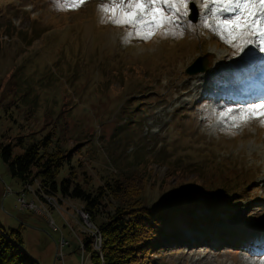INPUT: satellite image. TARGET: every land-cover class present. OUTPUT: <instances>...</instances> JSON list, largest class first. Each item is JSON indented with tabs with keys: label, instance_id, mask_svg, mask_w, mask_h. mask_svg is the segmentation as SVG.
I'll return each instance as SVG.
<instances>
[{
	"label": "rangeland",
	"instance_id": "1",
	"mask_svg": "<svg viewBox=\"0 0 264 264\" xmlns=\"http://www.w3.org/2000/svg\"><path fill=\"white\" fill-rule=\"evenodd\" d=\"M103 4L111 0H0V222L20 227V246L42 264H91L82 245L88 233L100 248L99 229L81 201L59 202L38 180L23 184L2 157L6 144L13 143L14 155L50 132L72 147L79 177L86 171L99 184L102 176L138 171L148 180L146 202L178 203L205 219L193 228L183 210L172 214L175 227L155 247L153 264H264V125L250 119L237 127L232 120L264 101V90L255 89L251 101H228L218 97L220 87H209L221 71L217 63L240 68L258 58V48L243 55L222 41L205 0L177 5L178 12L164 5L171 22L147 40L136 26L112 23ZM228 54L234 56L226 60ZM198 58L208 72L202 81L201 71L186 72ZM257 65L263 74L264 57ZM262 74L255 78L260 84ZM67 174L63 169L59 179ZM192 179L233 190L225 202H208L211 195L190 194ZM183 181L182 194L174 195ZM22 195L43 213L22 207ZM196 201L205 203L192 207ZM60 235L69 242L62 259Z\"/></svg>",
	"mask_w": 264,
	"mask_h": 264
},
{
	"label": "trees",
	"instance_id": "2",
	"mask_svg": "<svg viewBox=\"0 0 264 264\" xmlns=\"http://www.w3.org/2000/svg\"><path fill=\"white\" fill-rule=\"evenodd\" d=\"M21 141L22 137H19L18 142ZM12 146L13 143H9L2 147V157L8 163L13 177L23 184L38 180L46 192L56 196L59 202H64L62 198L82 202V208L89 213L101 234L100 248L94 246L91 234L82 238L83 253L90 255L91 264H153L155 247L175 227L172 214L177 215V210H183V213L188 214L187 220L191 226L205 222L203 217L197 218L188 212L193 208H181L178 203L164 204L163 201L146 202L144 191L148 180L138 171L132 174L123 172L112 177L102 176L104 179L99 184L92 182L86 171H82L83 176L79 177L73 163L72 147H62L50 132L34 138L21 153L13 155ZM77 165L83 166V161L78 160ZM65 168L68 174L59 179ZM198 181L192 179L189 185L187 183L189 192L191 195H195V192L208 197L211 195V198L206 199L208 202H215V198L225 202L227 193L233 190L226 184L209 189L205 182ZM184 185V181L181 186L177 184L174 195H181ZM220 188L221 191H218ZM236 202L231 201L230 204ZM203 203L192 202V207ZM215 210L211 209L212 215L218 217L219 213ZM22 242L24 237L20 227H6L0 222V264H42L20 246Z\"/></svg>",
	"mask_w": 264,
	"mask_h": 264
},
{
	"label": "snow or ice",
	"instance_id": "3",
	"mask_svg": "<svg viewBox=\"0 0 264 264\" xmlns=\"http://www.w3.org/2000/svg\"><path fill=\"white\" fill-rule=\"evenodd\" d=\"M83 2L84 0H72L74 5ZM188 4L189 0H111V6L103 4L100 7L104 12L111 13L112 23L136 26L137 34L147 40L154 35L156 29L171 22L164 5L178 12L177 5L187 9ZM203 7L208 8L209 13L217 19L218 24L213 31L222 41L241 53L249 46L264 53V0H205ZM205 26L211 27L207 23ZM232 111L231 108L226 110L227 113ZM220 115L223 117L225 113ZM250 119H259L264 125V101L253 107L243 108L236 116H232L233 121H239L235 125L237 127Z\"/></svg>",
	"mask_w": 264,
	"mask_h": 264
},
{
	"label": "bare ground",
	"instance_id": "4",
	"mask_svg": "<svg viewBox=\"0 0 264 264\" xmlns=\"http://www.w3.org/2000/svg\"><path fill=\"white\" fill-rule=\"evenodd\" d=\"M212 6V5H211ZM249 52H245V53H243V55H247ZM230 54H228V55H226V60H227V57L229 56ZM211 57H213L215 60L214 61H216V62H218L220 59H221V56L219 55V54H217V53H215V52H212L211 53V55H210ZM234 55H230V57L229 58H232ZM261 57H264V53H261L260 55H259V59L261 58ZM235 62H236V60H234ZM252 61V62H251ZM250 62L251 63H246V64H244V66H246V67H253V68H256L255 66L257 65V61L258 60H251ZM225 64H227V63H217V67L221 70V71H223V65H225ZM228 65H229V67H233V66H235L234 65V62H229L228 63ZM241 68H239V70H240ZM209 71V70H208ZM220 71V72H221ZM205 73H208L207 71H201L200 73H199V76H200V78H199V80L200 81H202L203 79L202 78H204V75H205ZM259 74H262V73H260V71H258V70H256L255 72H254V74L253 75H251V76H245L244 74H243V78L242 79H240V80H238V81H233L234 82V85L237 87V88H240L241 86H244V89H245V91L242 93V94H247V95H249V97H250V99H247V100H245V101H251V100H253V99H255V98H257L256 97V94L255 95H253V93H254V91H255V89H257V88H259L260 86L261 87H264V82L263 83H258V81H255V79H253V78H255L257 75H259ZM262 75H264V72H263V74ZM244 80H245V82H244ZM231 81H229V83H230ZM199 85H201V82L199 83ZM218 91V90H217ZM209 94L208 93H206V96H208ZM236 103H238V102H236ZM56 199V198H55ZM256 243H257V241H255ZM244 249H248V251L250 250V251H252L251 249H249V248H244ZM252 253V252H251ZM254 253H256V252H254Z\"/></svg>",
	"mask_w": 264,
	"mask_h": 264
},
{
	"label": "built area",
	"instance_id": "5",
	"mask_svg": "<svg viewBox=\"0 0 264 264\" xmlns=\"http://www.w3.org/2000/svg\"><path fill=\"white\" fill-rule=\"evenodd\" d=\"M24 195V194H23ZM21 196V200L19 198V200L21 201V206L22 207H26V208H29L37 213H43V212H40V210H37V208L34 207V205L32 204L31 201H27L25 200L24 196ZM57 250H58V256L59 258H63V250H64V247L67 246L69 244L68 240L65 239L62 235H60L59 239L57 240ZM60 251V253H59Z\"/></svg>",
	"mask_w": 264,
	"mask_h": 264
},
{
	"label": "water",
	"instance_id": "6",
	"mask_svg": "<svg viewBox=\"0 0 264 264\" xmlns=\"http://www.w3.org/2000/svg\"><path fill=\"white\" fill-rule=\"evenodd\" d=\"M194 16L189 15V17L191 19H195ZM200 62H201V60H200V58H198L195 63H193L192 65H190L189 67L186 68V72L187 73H196V72H199V71L206 70L207 67L204 64L200 63Z\"/></svg>",
	"mask_w": 264,
	"mask_h": 264
}]
</instances>
